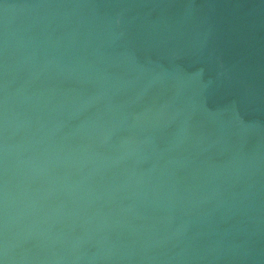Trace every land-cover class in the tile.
<instances>
[{"label": "water", "instance_id": "water-1", "mask_svg": "<svg viewBox=\"0 0 264 264\" xmlns=\"http://www.w3.org/2000/svg\"><path fill=\"white\" fill-rule=\"evenodd\" d=\"M0 264H264V0H0Z\"/></svg>", "mask_w": 264, "mask_h": 264}]
</instances>
